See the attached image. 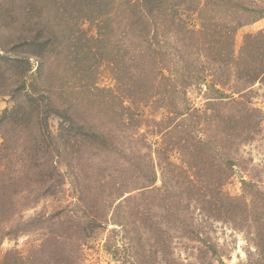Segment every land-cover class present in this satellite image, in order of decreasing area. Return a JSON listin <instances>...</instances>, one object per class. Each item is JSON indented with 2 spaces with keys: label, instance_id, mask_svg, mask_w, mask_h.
I'll use <instances>...</instances> for the list:
<instances>
[{
  "label": "trees",
  "instance_id": "trees-1",
  "mask_svg": "<svg viewBox=\"0 0 264 264\" xmlns=\"http://www.w3.org/2000/svg\"><path fill=\"white\" fill-rule=\"evenodd\" d=\"M85 1L24 0L16 11L18 31L12 29L14 15L7 7L0 9V96L11 102L0 112V245L4 239L40 234L39 243L27 251L0 248V264H84L83 232L103 220L92 210L97 218L76 214L84 203V189L70 185L75 214L67 221L59 212H40L19 218L12 227L6 223L41 200L59 197L66 174L75 183L79 160L100 152L103 145L111 144V157L128 156L125 166L118 165L124 173L111 181L113 201L130 193L127 182L134 181L142 185L139 189L151 188L147 199H157L154 160L141 153L133 134L158 138L157 168L186 194L176 206L179 217L193 204L199 217L244 234L254 248L248 251L249 261L264 264L263 185L250 177L242 178L240 196L222 190L237 164L238 137L241 145L254 140L263 117L251 105V88L264 85V30L246 34L238 54L233 39L238 29L264 17V1ZM178 9L193 13L196 25L180 20ZM57 17L66 19L60 23ZM79 19L99 30L85 43L111 47V89L94 87V81L88 91L94 97L107 92L98 102L88 98L83 103L69 85L72 64L84 60L79 47L83 31H72ZM169 35L175 39L169 41ZM52 50L66 53L62 58L56 54L59 73L48 60ZM96 62L99 67L103 61ZM201 93L206 103L198 108L193 96ZM108 104L111 111L102 110ZM110 115L111 130L103 123ZM173 155L178 164L168 161ZM145 191L125 202L145 200ZM95 198L106 212L101 204L106 200ZM189 217L192 225L202 221ZM183 227L203 245L200 254L207 253L210 262L221 260L211 239L202 238L195 227Z\"/></svg>",
  "mask_w": 264,
  "mask_h": 264
},
{
  "label": "rangeland",
  "instance_id": "rangeland-1",
  "mask_svg": "<svg viewBox=\"0 0 264 264\" xmlns=\"http://www.w3.org/2000/svg\"><path fill=\"white\" fill-rule=\"evenodd\" d=\"M9 1L11 3H7ZM22 1L24 0H0V9L4 10L7 7L9 13L14 15V20L11 19V22H13L12 29L16 27L17 31V21L20 17L18 18L16 11L20 2L24 3ZM84 2L87 4L85 0ZM23 5L28 6V4ZM178 13L180 20L187 22L188 25H196L193 13L186 12L184 9H178ZM57 18L60 19V23H63V20L66 19ZM80 19L79 23L75 24L76 26L73 25L72 31L80 29L83 31L79 35L84 38V41L81 40L79 47L84 54L80 61L84 60L79 64H77L78 62L72 64L74 68L68 77V80L70 78L69 85H73L72 94H80L83 103H88V98L98 102L101 99L104 100V96L108 95L107 92H98V95L94 97L91 95L92 92L88 91L94 81V87L111 89V68L109 67V64H111V47L85 43L88 40L87 38L95 36L94 33L99 32V30L93 27L90 21L80 22ZM78 25L79 29H77ZM260 30H264V17L255 23L238 29L233 39L234 52L239 53L243 37L246 34L256 33ZM173 39H175V36L174 38L172 35L168 36L169 41H173ZM52 51L53 53H50L48 60L50 58L49 62H53L54 73H59L61 66L55 60L56 54H60V58H62L66 53L64 50L62 52ZM100 60L103 62L98 64L99 67H97L95 65L97 64L96 61ZM66 62L71 63L70 61ZM106 62L107 64H104ZM251 89V105L259 108L263 112V117L259 126V133H256L254 140L241 145L240 141L242 140H240V137L237 139L238 151L235 154L237 164L230 180L222 187L223 192L232 197L242 194V178L248 181L252 177L254 181H258L259 185L264 187V85L257 83ZM205 98L202 93L196 97L193 96V103L198 108L203 107L206 103ZM10 105L11 102L8 96H0V112ZM108 108L111 111V104H108L107 108H102V110ZM115 110L117 111L116 106ZM103 121L104 125L111 130V115L104 118ZM53 122H51L53 123L51 126L54 130L56 122L55 120ZM254 129L256 131V128ZM133 137L140 140L138 145L141 153L154 160L156 167L154 187L160 188V195H157V199H147V195H152L149 193L151 188L139 189L142 185H138L140 182L134 181L127 182V185H130L128 186L130 193H126L121 198L113 201L111 181L124 173H121L122 170H119L118 165L122 163L125 166L124 160H127L128 156L111 157V144L103 145L100 152L93 155L84 154V157L79 160V170L74 171L79 175L75 183L74 180H71L69 174H66L65 168L61 166V170L66 174V182L61 195L57 198L49 197L41 200L30 209H23L20 214L15 216L14 221L6 223L7 228L14 226L19 218L26 220L40 212L45 215H56L59 212L61 217L66 216L64 221H67V217H70L75 209L70 205L75 203L70 185H76L80 191L84 189L86 193L85 199H83L84 203H82L83 206L79 205L78 209L80 211L75 209L77 210L75 211L76 214L82 215V213H85L88 216L97 218L93 212L89 211L92 210L97 213L98 219H103L101 226H95L92 230L83 232V235H87V239L83 242L81 255L84 264H252V260L249 261L248 258V251L253 253L254 248L247 242V238L241 232L234 231L226 223L207 221L206 218L199 217L198 211L193 208V204L191 207L188 206V214H182V218L179 217L176 206L179 205L181 197L185 198L186 194L175 185H172L168 179L162 178V174L157 168L159 162H157L155 155V152L157 153L158 138L153 136L140 138L134 136V134ZM124 150L129 151L127 146ZM168 161L178 164L175 155L169 158ZM139 180L141 181V179ZM71 181L73 184H70ZM144 190L148 192L143 197L146 198L145 200L134 199L125 202V198H128V196H138ZM95 197H99V200H106V203L100 201L101 204L107 207L106 212H104L102 205H98ZM75 212L73 211V215ZM137 212L142 213V216L137 215ZM188 215L194 217L196 222L202 221L197 226L192 225L191 217ZM179 221L181 224H179ZM120 224H122V227ZM184 224L192 228L196 226L195 228H198V230L195 228L194 230L197 234H201V237L206 238V240L211 239L217 247L221 260L214 259L213 262H210L207 253L200 254L199 248H203V245L193 241L196 234L188 232L183 227ZM147 229L153 230L149 232L146 231ZM39 239L40 234L35 231L19 237L15 241L4 239L0 248L3 251L14 248L27 251L32 246L37 245Z\"/></svg>",
  "mask_w": 264,
  "mask_h": 264
}]
</instances>
